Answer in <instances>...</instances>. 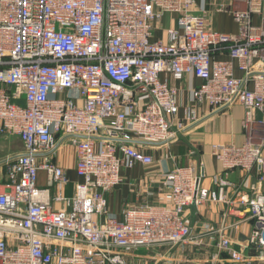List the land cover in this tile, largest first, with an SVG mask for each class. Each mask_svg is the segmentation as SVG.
<instances>
[{
	"label": "built area",
	"instance_id": "built-area-1",
	"mask_svg": "<svg viewBox=\"0 0 264 264\" xmlns=\"http://www.w3.org/2000/svg\"><path fill=\"white\" fill-rule=\"evenodd\" d=\"M212 13L233 17L239 32L210 28ZM166 15L176 25L154 40ZM191 75L201 84L183 107L172 82ZM235 104L245 110L246 141L214 145L213 154L227 171L257 169L264 183V0H0V137L24 145L0 161V264H127V250L188 243L185 210L224 201L204 173H166L172 207L132 208L123 221L105 192L125 170L153 165L150 149L199 122V108ZM66 142L83 182L72 197L58 195L65 208L55 210L38 178L42 170L49 186L68 183L51 162ZM252 193L260 229L251 244L264 247V195L257 185ZM219 247L230 263H249L230 239Z\"/></svg>",
	"mask_w": 264,
	"mask_h": 264
},
{
	"label": "crops",
	"instance_id": "crops-1",
	"mask_svg": "<svg viewBox=\"0 0 264 264\" xmlns=\"http://www.w3.org/2000/svg\"><path fill=\"white\" fill-rule=\"evenodd\" d=\"M200 1L197 0V3ZM175 19V16L166 15L155 33L154 40H166V30L176 25ZM254 24L260 25L261 18L254 17ZM209 26L221 33L234 35L239 32V25L228 14L212 13ZM215 59L228 61L229 56L217 54ZM235 75L241 78L243 73L236 68ZM200 84L201 81L192 75L186 76L181 82H172L179 89V99L183 107L193 103L192 89ZM180 116H183V111ZM244 119L245 110L241 104L222 111H213L209 107L199 108V122L178 132L170 143L150 149V154L154 157L153 165L125 170L124 182L105 192L110 213L123 221L126 212L132 208H171L170 190L162 183L166 173L178 168L192 167L197 175L204 173L203 184L207 189L218 193L223 189L224 201H210L201 207L192 206L185 210L184 219L191 228L192 239L187 244L166 249L159 264H214L217 261L232 264L228 261V255L220 250L222 237L230 239L234 249L248 259L249 263L246 264H264L261 260L264 247L251 244L252 235L260 228L248 203L254 197L252 186L257 185L259 193L264 195V183H259L257 169L251 172L241 169L227 171L213 154L214 145L242 146L245 143ZM51 162L65 170L68 183L49 186L48 175L41 170L38 187L49 189L53 208L62 210L65 208L64 204L56 202L55 198L60 194L72 197L76 185L83 182L76 172L75 148L69 142L60 144Z\"/></svg>",
	"mask_w": 264,
	"mask_h": 264
},
{
	"label": "rangeland",
	"instance_id": "rangeland-1",
	"mask_svg": "<svg viewBox=\"0 0 264 264\" xmlns=\"http://www.w3.org/2000/svg\"><path fill=\"white\" fill-rule=\"evenodd\" d=\"M201 0L199 6H202ZM24 151V145L20 138L14 135H4L0 137V161L7 156L16 155ZM187 244V243H184ZM180 244V245H184ZM177 245V246H180ZM174 246L146 247L123 252L124 260L127 264H159L164 257L166 249Z\"/></svg>",
	"mask_w": 264,
	"mask_h": 264
}]
</instances>
